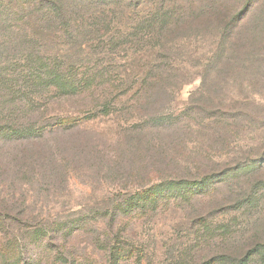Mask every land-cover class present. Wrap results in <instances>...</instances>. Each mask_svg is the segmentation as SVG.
<instances>
[{
  "label": "rangeland",
  "instance_id": "rangeland-1",
  "mask_svg": "<svg viewBox=\"0 0 264 264\" xmlns=\"http://www.w3.org/2000/svg\"><path fill=\"white\" fill-rule=\"evenodd\" d=\"M244 1L230 2L240 7ZM254 1L255 8L243 22L232 25L234 39L223 35V30H230L227 26L199 25L183 33L185 37L173 36L166 45L163 57L171 68L185 72L181 79L187 80L160 100L166 115L176 118L206 97L215 107L197 109L189 123L152 124L149 118L159 111L131 108L133 91L112 97L110 111L71 129H47L35 141L0 147V198L22 212L20 219L6 222V231L0 222V264H206L224 253L244 255L264 242V188L255 186L257 177L264 178V0ZM159 2L151 0L148 7L152 10ZM164 2L174 7V0ZM186 4L181 1L179 7ZM129 16L121 17L119 31L130 30ZM108 34L87 43L92 49L98 46L88 57L79 55L85 61L82 65L98 59L113 71L127 68L133 70L131 75L142 76L163 52L150 42L125 49L117 43L116 28ZM46 50L69 60L78 54V46L64 37L48 43ZM202 88L207 89L205 95L200 94ZM86 100L54 104L51 110H88L91 103ZM82 109L77 112L87 115ZM223 114L234 122L232 145L217 151L212 169L245 161L260 168L231 181H214L213 187L175 186L158 202L149 200L131 213L111 218L108 211L154 179L203 176V171L187 168L196 166ZM35 148L45 151L49 163L38 160L30 172L20 171L18 152ZM172 154L178 162L172 161ZM249 194L253 198L247 204ZM112 249L117 256L133 254L115 262ZM248 264H264V253L254 254Z\"/></svg>",
  "mask_w": 264,
  "mask_h": 264
},
{
  "label": "trees",
  "instance_id": "trees-1",
  "mask_svg": "<svg viewBox=\"0 0 264 264\" xmlns=\"http://www.w3.org/2000/svg\"><path fill=\"white\" fill-rule=\"evenodd\" d=\"M150 1L0 0V147L17 142L35 141L43 136V131L47 129L52 132L71 129L84 119L110 111L112 97L116 96L115 99H118L119 94L125 95L133 91L135 104L131 108L137 111L143 108L159 111L154 112L153 117L149 118L152 124L159 127H174L181 123H189L188 117H193L197 109L215 108L210 103L211 99L206 97L207 99L200 100L202 104L186 107L176 118L171 116L172 114L166 115L162 108L165 105L159 104L160 100L171 96L175 88L183 86L187 81L181 79L185 72L180 68H171L167 56L163 57L167 50L166 45L173 36L187 33L188 30L199 25L227 26L230 30H223V35L234 39L232 25L243 22L246 14L255 8L258 1L245 0L240 7H236L237 5L230 2L231 0L202 2L174 0V7H169L167 2L160 0L157 7L152 10L148 7ZM181 1H186L187 4L179 7ZM125 14L130 15L128 17L130 23L126 25L130 30L119 31L121 29L119 21ZM113 28H116L120 34L117 38L118 45L124 46L125 49L129 46L142 47L145 42H150L154 43L161 50L160 52L163 51L159 58H156L154 65L144 68L142 76L131 75L133 70L128 72L127 68L113 71L112 67L110 69L98 59L95 62L89 60L88 65L81 64L85 61L81 60L79 55L85 53L84 56L88 57L98 46L96 44L92 49V44L87 43L93 42L97 36L99 38L109 36L108 33ZM60 37L78 46V54L74 55L77 58L70 56L69 60L65 54L61 56L46 50L48 43H53ZM63 57H66L67 61L62 60ZM204 90L207 89L202 88L200 94L205 95ZM89 97L92 98L89 100ZM79 98L88 99L86 102L91 103L88 110L82 108H71L62 112L56 108L51 110L54 104L75 102L74 100ZM77 109H82V113L87 111L88 114L80 115ZM180 115L181 117H178ZM210 118L212 117H208ZM212 122L214 123V120ZM212 125L207 126L211 128ZM233 125L231 117L223 114L218 120V125L215 126L214 123L219 131L217 132L215 127L212 128L213 131L206 140V148L201 151L194 163L196 166L187 168L203 171V176H170L154 179L148 186L144 185L130 193L114 210L108 211L112 213L111 218L114 220L119 214L131 213L149 200L158 202L162 193L170 192L175 186H193L192 189L197 186L201 189L206 185L213 187L214 181H231L235 177L253 173L256 167L260 168L256 162L245 161L218 171L212 169L217 151H227L232 145ZM26 144L29 145L28 142ZM24 151L18 152L17 160L22 163L20 170L22 172L24 170L30 172L38 160L47 163L50 161L42 149ZM182 152L183 149L180 154ZM172 156L174 157L171 158L172 161H177V156L173 154ZM179 160L190 162L186 157H181ZM4 167L6 168L5 165ZM140 176L137 173L135 179L140 181ZM255 182L256 187L264 188V178L257 177ZM177 194L185 193L179 191ZM253 194H249L247 204L252 202ZM11 207L12 205L9 206L3 198H0V222L5 231L6 222L11 218L20 219L18 217L22 213L15 212ZM113 250L111 253L113 252L112 258L115 262L128 259L133 254L132 251L117 256ZM257 253H264V242L256 243L244 255L224 253L217 255L206 264L219 262L248 264Z\"/></svg>",
  "mask_w": 264,
  "mask_h": 264
}]
</instances>
